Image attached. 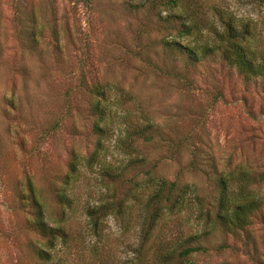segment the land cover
<instances>
[{
	"label": "rangeland",
	"instance_id": "374dc122",
	"mask_svg": "<svg viewBox=\"0 0 264 264\" xmlns=\"http://www.w3.org/2000/svg\"><path fill=\"white\" fill-rule=\"evenodd\" d=\"M24 2L26 11L37 13L35 46L19 41L13 0H0V264H34L27 242L42 240L24 227L28 206L22 198L33 186L55 217L59 206L52 187L60 185L73 156L88 155L97 141L87 92L96 82L107 86L104 105L110 109L104 122L109 134L98 162L125 161L119 143L124 130L151 121L167 137H188L177 156L149 144L143 150L156 165L155 176L192 185L201 208L213 207L212 187L204 173L189 166L191 145L201 149L203 162L211 155L224 171L249 172L257 180L252 189L262 199L261 209L236 234L215 231L204 242L208 252L192 260L264 264V80L244 79L219 53L198 67L188 89L157 69L174 65L162 45L165 40L201 45L228 19L239 27L249 24L253 41L264 47V0H177L173 9L153 7L151 0ZM174 11L188 15L190 35H178L168 21ZM97 170L98 163L80 166L63 222L74 240L70 249L61 245L57 253L84 264H156L152 243L150 253L140 256L138 226L131 217L121 224L108 216L98 236L88 231L83 207L97 203L105 190ZM198 211L191 200L189 209L167 216L156 235L174 221L181 235L199 232L203 220ZM220 243L226 246L216 250Z\"/></svg>",
	"mask_w": 264,
	"mask_h": 264
},
{
	"label": "trees",
	"instance_id": "16d2710c",
	"mask_svg": "<svg viewBox=\"0 0 264 264\" xmlns=\"http://www.w3.org/2000/svg\"><path fill=\"white\" fill-rule=\"evenodd\" d=\"M151 2L153 7L168 6L171 9L177 7V0H166L160 4H155L152 0ZM26 3L24 0H13L12 21L18 27L19 41L29 47L37 43L38 18L35 9L25 10ZM167 18L178 29L176 31L178 35L187 36L193 32V25H190L185 12L174 11L168 13ZM230 20L225 22L221 30L214 32L213 39L201 45L182 43L175 39L165 40L162 45L174 65L157 69L177 79L188 89L192 86L193 77L198 73V67L219 53L221 59L236 69L244 79L264 80V47H261L259 40L257 44L253 41L254 36L249 24H241L239 27ZM53 33L58 41L56 31ZM106 88V85L98 82L87 87L92 100L89 110L96 116L92 131L97 136V141L88 155L73 156L67 172L60 178V185L52 187L55 205L59 206L55 217L47 212L33 186L22 198V203L28 206L24 227L42 240L41 243L33 240L27 242L28 252L34 264H84L81 260L67 261L57 253L62 246L70 249V244L74 240L63 222L66 209L73 204L69 190L73 181L78 178L80 166L84 162L98 163V175L105 188L97 198V203H88L83 207L88 231L98 236L102 221L108 216H113L121 224L131 217L138 226L137 242L141 247L140 256L144 258L150 253L149 245L152 243L151 252L156 264H195L192 259L208 252L209 248L204 242L215 231L236 234L251 223L253 215L263 205L262 199L253 194L252 186L257 180L250 176L249 172L248 175L237 172V169L224 171L211 155H208V162H203L201 149L197 146H190L189 166L201 171L208 178L214 200L211 209L201 208L203 201L189 183H183L179 178L169 180L166 177L155 176L153 171L156 165L152 163L150 156L144 153V145H153L154 150L161 149L163 153L177 156L180 146L188 142V137L178 139H173L169 135L167 137L160 124L147 121L125 129L119 143L127 159L119 164L101 165L97 157L103 148V139L109 134L104 123L110 112L104 105L107 98ZM191 200L195 201L199 209L198 214L203 220L201 230L181 235L182 232L174 221L168 224L162 236L156 235V229L164 219L181 209H189ZM225 246V243H220L216 250H221Z\"/></svg>",
	"mask_w": 264,
	"mask_h": 264
}]
</instances>
